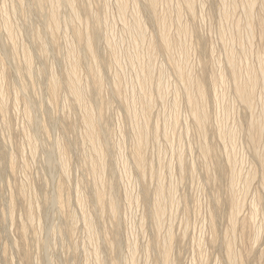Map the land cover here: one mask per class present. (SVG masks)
Segmentation results:
<instances>
[{
	"label": "rangeland",
	"instance_id": "1",
	"mask_svg": "<svg viewBox=\"0 0 264 264\" xmlns=\"http://www.w3.org/2000/svg\"><path fill=\"white\" fill-rule=\"evenodd\" d=\"M262 6L0 0V264H264Z\"/></svg>",
	"mask_w": 264,
	"mask_h": 264
},
{
	"label": "bare ground",
	"instance_id": "2",
	"mask_svg": "<svg viewBox=\"0 0 264 264\" xmlns=\"http://www.w3.org/2000/svg\"><path fill=\"white\" fill-rule=\"evenodd\" d=\"M121 1H123V0H121ZM127 1V0H126ZM251 1V0H250ZM256 1V0H255ZM68 2V1H67ZM73 2V1H72ZM186 3H188V2H186ZM70 4H71V1H70ZM254 4V3H253ZM121 5V4H120ZM125 6V5H124ZM72 7V6H71ZM252 7H253V5H252ZM264 7V0H263V6H262V8ZM187 8V7H186ZM249 8V7H248ZM254 8V7H253ZM261 8V9H262ZM125 9V8H124ZM154 9V8H153ZM191 10V9H190ZM248 10V9H247ZM251 10V9H250ZM253 11V10H252ZM126 13V12H125ZM77 14V13H76ZM75 14V15H76ZM263 15H264V8H263ZM139 18V17H138ZM182 18V17H181ZM253 18V17H252ZM251 19V18H250ZM260 20V19H259ZM261 21V20H260ZM263 21V20H262ZM261 23V22H260ZM59 24V23H58ZM99 24V23H98ZM106 24V23H105ZM139 24V23H138ZM140 25V24H139ZM138 25V27L140 28V26ZM250 25V24H249ZM165 26V25H164ZM163 27V26H162ZM137 29V28H136ZM139 30V29H138ZM141 31V30H140ZM10 32V31H9ZM144 33V32H143ZM167 34V33H166ZM165 36V35H164ZM163 36V37H164ZM169 36V35H168ZM144 37V36H143ZM167 38V37H166ZM143 40V39H142ZM163 40H165V38L163 39ZM88 46H87V48L89 49L88 51H92V48H93V46H92V43H91V39H88ZM166 44H167V42H166ZM165 44V45H166ZM111 45V44H110ZM168 47V46H167ZM186 48V47H185ZM168 49V48H167ZM235 51V50H234ZM231 55V54H230ZM229 61V60H228ZM181 65V64H180ZM179 68V67H178ZM72 69V68H71ZM179 69H181V67L179 68ZM178 69V70H179ZM75 70V69H74ZM177 70V71H178ZM180 71V70H179ZM73 73V72H72ZM179 73H181V72H179ZM75 74V73H74ZM73 74V76H76V74L74 75ZM182 74V73H181ZM180 74V75H181ZM252 75V74H251ZM70 76H72V75H70ZM186 76V75H185ZM189 76V75H188ZM224 76V75H223ZM190 77V82L189 83H191V80H193V79H191V76H189ZM181 78V77H180ZM193 78V77H192ZM100 80V79H99ZM188 80V79H187ZM195 80V79H194ZM219 80H220V78H219ZM239 80V79H238ZM57 81V80H56ZM186 81V80H185ZM70 82V81H69ZM183 82H184V80H183ZM193 82V81H192ZM262 82V81H261ZM71 83V82H70ZM188 83V84H189ZM57 84V83H56ZM195 83H192V86L191 87H193V85H194ZM250 84V83H249ZM253 84V83H252ZM55 85V84H54ZM79 85V84H78ZM190 85V84H189ZM200 85V83L198 84V86ZM236 85V84H235ZM246 86V85H245ZM244 86V87H245ZM255 86V85H254ZM239 87V86H238ZM237 87V88H238ZM71 88V87H70ZM200 88V87H199ZM203 88L204 87H201V89H200V95L201 96H203L204 95V90H203ZM247 88V87H246ZM78 88H76V89H74L75 91V94H77L78 93V90H77ZM253 89V88H252ZM80 91H81V88H80ZM188 92V91H187ZM199 92V91H198ZM190 93V92H189ZM251 95H252V92L251 91H249L248 89H244V88H242V87H240L239 88V97H241L242 98V100H243V102L242 103H244V104H246V105H250L251 104V102H252V97H251ZM83 96V95H82ZM191 96V95H190ZM189 96V97H190ZM80 97V96H79ZM202 98V97H201ZM216 98V97H215ZM76 99V98H75ZM81 100V99H80ZM190 101V100H189ZM195 101H196V99H195ZM194 101V102H195ZM189 103V102H188ZM191 103V102H190ZM203 103V102H202ZM201 103V104H202ZM189 105H191V104H189ZM247 108V107H246ZM192 111V110H191ZM204 113V112H203ZM192 114V113H191ZM200 116H197V114H196V116L195 117H197L196 118V120L197 119H200L201 120V118H202V115L201 114H199ZM208 115V114H207ZM89 117V116H88ZM206 118V117H205ZM210 120V119H209ZM198 121V120H197ZM196 122V121H195ZM199 123V122H198ZM202 123V122H201ZM201 123H199V124H201ZM259 123V122H258ZM264 125V124H263ZM260 126V125H259ZM91 128H93V121H92V124H91ZM203 128V127H202ZM255 128V127H254ZM144 129V128H143ZM140 130V129H139ZM203 130V129H202ZM206 130V129H205ZM146 132V131H145ZM204 133V132H203ZM139 135V134H138ZM140 137V136H139ZM144 137V136H143ZM142 141V140H141ZM141 143V142H140ZM139 144V143H138ZM205 144V143H204ZM203 144V145H204ZM207 144V143H206ZM209 146V145H208ZM207 147V146H206ZM204 148V147H203ZM202 148V149H203ZM208 149H209V147H208ZM207 151V150H206ZM161 190V189H160ZM163 190V189H162ZM161 190V191H162ZM159 192V191H158ZM256 210V209H255ZM237 214V213H236ZM87 221V220H86ZM164 251V250H163ZM170 252V251H169ZM164 255H165V253H164ZM166 256H167V254H166ZM232 257V256H231ZM234 257V256H233ZM231 260V259H230ZM232 260H233V258H232ZM233 262V261H232ZM229 263H231L230 261H229ZM167 264V263H166Z\"/></svg>",
	"mask_w": 264,
	"mask_h": 264
}]
</instances>
